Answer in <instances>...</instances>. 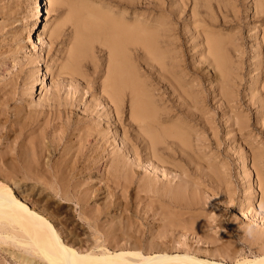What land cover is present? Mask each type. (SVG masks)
Wrapping results in <instances>:
<instances>
[{
  "label": "rangeland",
  "instance_id": "obj_1",
  "mask_svg": "<svg viewBox=\"0 0 264 264\" xmlns=\"http://www.w3.org/2000/svg\"><path fill=\"white\" fill-rule=\"evenodd\" d=\"M131 1L133 2L131 4H130V0H106V1L105 0H81V1L80 0H76V1L75 0H67V1L64 0L61 3H53L49 12L42 14V20H40V26H39L42 32L40 34H38V32L35 33L37 35L35 37V40L37 39L36 42L38 44L39 49L37 53H34L30 49L29 43L25 44V41H23V39L25 40V36L28 33V31L30 29L31 30L33 29L32 26H34L35 12L37 8L36 1L35 0H0V52H1L0 53V99H1L0 100V110H2L0 111V121L1 123H4L6 127L14 128V130L13 129L10 130V132L13 130L12 131L13 133L11 132L12 136L11 134L9 136V139L11 140V142H13L12 140L13 134H15V132L20 133L18 138H13V139L14 141L17 140L16 142L23 139L21 141L25 147L34 142L35 143L37 142V144H41V143L51 144V143H56V142H59L60 144L61 143L64 144V143L70 142L68 139L69 136H72L71 138H74V134L79 132L78 129L82 131L83 130L84 131H88V130L96 131L97 129H102L104 131V134H106L105 139L108 138V140H106V143H105L106 151L103 154H107L108 155V156L106 155L107 158L108 157L110 158V156L113 154L114 155L119 154L122 151L124 144L122 143V140H121V133H120L121 131L117 129L116 126L118 127L123 126L126 129L128 128L127 127L128 126L127 123L129 119L128 118V100H126V105H125L126 112L124 111L125 114L123 115L124 119L125 118L126 119L123 122L121 121L122 124H120L119 121H116V118L114 117V115L112 116L111 111H109L111 109V105L103 98L104 96L101 93L102 92L101 82L104 79L105 74H106L109 50H108V47L105 45V42H103L100 36H95L94 34L89 33L90 36L88 37V40H87V42H89L88 47H86L82 51L75 65H73L71 60L67 57L69 47H71L72 41H73L74 28H75L76 23L78 22V20L75 17L72 7L73 6L79 7L80 9L78 10L80 12L82 8L81 13L83 16L86 13V12L85 13L83 12L85 11L83 8L86 7L85 8L86 10L87 8L88 9L91 8L90 10L94 9L97 12L100 11V13L105 12L110 15H114V16L117 15L116 17H119V18L123 16V18L125 17L124 19H127L128 21H130L132 17L134 18V15L136 14L139 15L138 18H141V20L144 18H147L148 22L150 23H152L151 21L154 17L156 18V20L157 19L159 20V18H161L160 20L163 21V23L165 24L168 21L169 23L172 24V25L171 24L167 25V27L169 28L168 32L174 34L177 38L175 39V43L177 45L176 49H179V50H176V51L177 52L180 51L181 52V53L179 52L180 55H182L183 53L185 54V55L184 54L182 55L181 59L185 57L183 61L188 63L189 66H193L196 69V73H197V76H196V73L190 72L189 74H187L185 68L180 69L179 67L178 69L180 72L179 77L181 76L180 78L182 82L183 83L186 82V84H190V81L191 82L192 81L196 82V80L201 81L203 88L207 90L208 91L207 93L209 94H207V100H208V101L206 100L207 105L204 104L203 106V103L201 104V101L199 100L200 101L199 103L201 104V105L199 104V106L201 107L199 111H202L201 113H203L204 119H207V124H206L207 126L205 125L203 127L201 124L192 123V121H189L187 124L189 125V127L190 126L193 127L194 129V131H192V133L194 132L193 134H195L196 132L199 133V135L196 133V135L198 136L196 135L192 136L194 137L193 138L194 140H193L192 146L190 147L191 160L185 159L186 165H187L186 173H188V176H185L184 179H186V177L187 179L185 180V182H183V180L182 181L179 180L178 176H176V178L175 177L172 178L173 179L172 183L173 184L176 183V185H179L180 188L183 189L184 191L183 193L185 194L189 202V206H183V207L182 206H178V207L171 206L169 208L170 210L169 209L166 210V212L168 211L167 213L165 212L161 214L162 218H159V221H157L156 224L162 221L167 222L170 218L175 223L176 222L180 223L177 225L178 226L177 233L179 234H176V236H178L179 238L180 243L176 242L175 244L171 240L166 242L167 247H169V250L172 252L181 251V250H184L185 248L187 250L189 249L191 251L198 253L202 257L225 259L227 261L234 260L236 257L238 258L243 254L251 255L249 253H251V251H253L254 248L255 249L257 248V245L256 247L254 246L255 244H258L259 247L260 246L264 247V245H261L260 243L262 239H264V236H262L264 235V222H262L264 221V218H262V220L261 218L259 219V217H264V207H262L264 206V200H262L264 199V196H262L264 195V119H262L261 117L258 118L259 109L257 107L259 106L260 102L257 101L258 102L257 103L256 100L254 99V96L252 97V99L250 98L251 97L250 93L253 87L252 80L258 78L257 76L258 66L257 65L259 64L262 58V53H261L262 48H259L257 46V41H260L261 36H262V32H261L262 27H264V2H262L264 0H233V1L232 0H194L195 3H193V0H168V1L167 0H156L158 2L156 6H151V5L147 6L146 4L141 3L142 0H134V1L131 0ZM79 4L81 6H79ZM162 5H164L166 8L162 7ZM255 6H257V9H260L262 13L261 12H259L260 14L256 13ZM102 7H104V10ZM168 9L172 10V13L168 12ZM190 10L192 11L190 12ZM192 12H195L198 15V17L203 18L204 21L192 23V18L190 19V13ZM130 14L132 15V17L130 16ZM167 14H169L168 15L169 17L167 16ZM147 16H149L150 19ZM153 23H154V19H153ZM205 23H207V25ZM255 23L257 24V26ZM57 24H58V27H57ZM85 24L88 27V22L85 21ZM169 25L172 28L171 29L172 32L170 30ZM47 26L49 28H46ZM53 26L57 27L55 29L56 32L55 34L50 36L51 44H48L50 41L49 33H50V30H52ZM201 28H204V30L206 29L209 32H212L214 34L217 33L219 35L220 39L222 40V48L224 50V51L222 50V52L224 53V56L226 57V61H227V64L229 65V68L231 69L230 70L231 75H235V72L236 74L237 73L240 74L239 76H241V78H239L238 76L235 78V80L237 82L239 81L238 83H240L239 84L240 86H238V90H239L238 98L240 97V101L242 102V103L240 102V105L242 106L235 104V102H233L232 104L230 102V105L232 106L228 108L229 105L226 106L225 103H222L223 101L220 98H218L219 96L216 95L214 97V94H210V90L208 88V86L210 87V85L207 84V81L205 78V75H207L206 74L207 70L204 69V66L206 64V62L204 61V59H206L205 57L206 54L203 55L202 53V51L205 48V42L203 41L202 36L197 34V30ZM177 31H178V34L176 35L175 33H177ZM178 43L180 44L179 46H178ZM128 49L127 48L125 49L126 56H127L126 58L127 66H129L130 68V65H131L133 69H135L138 73L142 72L143 70L142 65H145V64H144V61L141 60L142 59L141 52H139V57H140L139 61L141 63H139L131 59L132 58L131 49L130 47H128ZM238 53H240V55ZM249 55H251V57ZM63 60L65 61V63ZM200 60H201V63H199ZM240 60H242L241 62L242 64H239ZM66 64L67 66L65 67ZM253 65L257 67H254ZM201 66H203L202 67L203 71L201 70L202 69ZM38 68L40 69L39 72H38ZM41 73H43L44 75V81L46 84V87L44 89H41V84L37 81V79H35V77H37V75ZM184 73H185V76H184ZM181 74L183 75V77ZM191 75H194V77ZM148 76L150 77L148 73H144L141 75L142 79L145 80V82H149L151 80V78H147ZM192 78H194L195 80ZM32 81H33V85H32L33 87L32 89H30V85ZM187 81L189 82L187 83ZM242 84L244 85L242 86ZM186 88L191 89L190 86H187ZM248 88H250V90ZM246 89H248V91ZM198 92H200V90H198ZM232 107H234V109ZM228 109L229 110L232 109L233 111L231 110L230 112L229 111L227 112ZM3 111H6V112L3 113ZM234 111L240 115L242 120L244 121L246 120V122H248L247 126L244 129H242V131L240 132L233 130L232 129L233 125L230 126L231 120L234 119L235 117L232 114V112ZM101 114H104L105 116L103 117V115ZM177 117H178V114H175L172 116L171 120H174V119L177 120L178 119ZM255 118H257V120ZM260 119L262 120L260 121ZM71 120H73V122ZM115 122H116V125H115ZM13 124H15L16 127H14L15 125ZM91 124L93 127L91 126ZM7 125H10V126H7ZM11 125L13 127H11ZM63 125L67 128L63 127ZM72 125L74 126V129ZM199 126H200V129L197 130ZM111 127L112 129L116 127L117 135L115 138H116L117 144L113 142V134L109 130V128ZM15 128H17L16 129L17 131H15ZM107 128L108 130H106ZM195 128L197 131H195ZM61 129L64 131H62ZM243 131L247 133H243ZM61 133H62V136H61ZM238 137L240 138L238 139ZM24 138L27 139V142L24 140ZM9 139L7 140L8 141L7 143L6 142L2 143V149L3 147L6 148V145H9V142H10ZM35 139L37 140L35 141ZM108 141H112L113 143L108 142ZM4 143H5V146L3 145ZM18 143H21V142L19 141ZM27 143L28 145H26ZM194 143L197 144L198 146L194 145ZM107 145H110V146H107ZM119 147H120V151H119ZM192 150L194 153L192 152ZM126 155L128 156V159L130 158L133 159V155H131L130 152H126ZM244 155H247V160L245 162L241 160ZM51 157L53 158V159L51 158V160L54 161L55 159H57L58 154H54V156L52 155ZM173 158H174L172 161L173 163L178 164V165L182 164L181 163L182 160H179V159L176 160L175 156ZM142 161L143 163L141 164L143 165L139 166L138 169H140V171L141 172L143 171V172L140 173L138 177L129 176L130 175L129 171H127L122 177L121 176L120 177L119 176H110V177L104 176L103 178V176H94V175L93 176H82V177L81 176L80 177L79 176L78 177L77 176H61V177L63 178V180H65V182H66V178H67V181L70 180V182L78 181L77 185L79 184L80 186L78 185L79 186L78 188L76 185L77 187L76 189L78 191H81L80 193L87 192L88 194L87 196L89 197L88 199H90V200H87V204H85L86 206L84 205V207H86L85 210L86 211L89 210L88 212L89 213L91 212L90 214H92L93 217L97 219V222L107 227V225L109 224H114L118 222L125 223L127 221H130V217L132 216H134L132 218L138 220L137 218H140V216H147L148 213L150 214L151 211L148 212L147 214L145 213V210L143 212V209H145L146 207L145 208H143L142 206L140 207L139 206L140 203L137 202L138 203L137 204L136 201H134L135 199L133 198H132L133 206L130 207V197H133L136 194L135 191L139 192L140 190L141 193L140 192L139 193L140 194L143 193V191L141 190L142 189L141 187H142V183L145 180L148 179V181H151V183L153 182L155 183V180L157 179L162 178L164 180L165 176H155V177L154 176L153 177L143 176V175H146L147 173L153 174L154 171H152L150 166L148 167L147 170H144L145 169L144 167L145 166L147 167L148 165H147V162L144 161V159H142ZM102 166L104 167V164ZM102 166L101 168L103 169ZM189 166L192 169H190ZM260 172H261V175H260ZM55 177H58V176H54V177L53 176H47V177L38 176L37 181L35 179H32L33 180L32 181L30 178L20 179L19 176H16V180H17L16 185H19L20 182L22 183V181L26 182L24 184L22 183L23 184L22 188H18L19 189L18 193L22 195L24 194L26 196H30V198H32L33 201L37 200L36 203L40 205L41 207H45L46 210H48L51 213V215L54 217L57 224L60 225L59 227H61L62 229L70 233V237H72V239L79 241V243L86 241V244L94 245V238L92 236V233H93L92 228L87 223H85V221L82 218L78 216L79 209L74 203L72 202L64 203L62 198H60L58 195L54 196L53 194H48L49 196L44 195V196L39 197L40 191L45 192L46 190L44 188L46 187V185L49 187ZM105 177H108V178H105ZM168 177H172V176H168ZM116 179L117 180L120 179V180L116 181ZM108 180L110 181V183ZM131 180H134V181H131ZM193 181H194V184H193ZM131 182L133 183L134 186L132 185ZM135 182H136V185H135ZM137 182L141 184V185L139 184V187H137ZM44 183L46 185L43 186ZM80 183L82 184V186ZM118 183L120 185L122 184L121 186H123V188ZM37 184L39 185L37 186ZM84 184L86 186L88 185L87 188H85L86 186ZM91 184H92V187H90ZM251 185H253L254 187V196L249 197V194L247 193ZM27 187H29L30 189L29 188L27 189ZM32 187H34V190L31 189ZM35 187L38 188L36 192H35ZM82 187L84 188L82 189ZM88 187L91 190V194H90V191L88 190ZM109 190H111L112 194H108ZM244 190L246 192H244ZM49 191L50 193H53V191H51L50 189ZM31 192L33 193V195ZM127 197L128 199H126ZM59 198L62 200H60ZM47 199L51 200L52 202L47 201ZM109 200L114 202V205L110 206V208L108 207L104 209L103 205L106 203V201L110 202ZM91 202L93 205L91 204ZM127 203L129 204L127 205ZM90 205H92L93 207ZM137 207H139V209ZM238 208L242 210L244 209L243 211L247 213L248 216H239V214H237ZM130 211L132 214H129ZM156 211H158V209H156ZM185 211L186 212L188 211V212L186 213ZM104 212L106 213V215ZM141 212H143L144 214H142ZM176 213L178 216L176 215ZM254 213H256L255 214L256 218L254 216ZM196 215H198L199 217L197 216L198 217L197 218ZM120 216L121 218H123L122 220ZM165 217H167V219H165ZM168 217L170 218L168 219ZM177 218L179 221L180 220L181 221L179 222ZM181 222L185 226L181 224ZM247 225H255V235L256 236L254 235V238L249 239L247 236L244 235L243 229ZM125 229H126V226H125ZM115 231L119 233L120 231L122 232L121 228L120 229L116 228ZM183 232H185L186 235ZM201 234L203 235V238ZM148 237H147L148 239L146 238L147 240L154 238L153 235H148ZM259 239L261 240L259 241ZM2 241L3 240L1 239L0 241V249H1L0 250V264H5V263L6 264H18L20 262L19 257L16 255L14 256V254H9L4 249L10 244L5 241H3V244H2ZM19 264H25V263L21 261Z\"/></svg>",
  "mask_w": 264,
  "mask_h": 264
},
{
  "label": "bare ground",
  "instance_id": "obj_2",
  "mask_svg": "<svg viewBox=\"0 0 264 264\" xmlns=\"http://www.w3.org/2000/svg\"><path fill=\"white\" fill-rule=\"evenodd\" d=\"M35 1L37 3V8H36V12H35L34 26H32L33 27L32 30L30 29L28 31V33L25 36V40L23 39V41H25V44L29 43L30 49L34 53H37L39 48H38V44L36 42L37 39L35 40V37L37 36L35 33L38 32V34H40L42 32V30H40V27H39L40 26V20H42V14L48 13L49 10L51 9L53 3H61L64 0H35ZM262 2H264V1H262ZM131 3H133V2L130 0V4ZM141 3L146 4L147 6L148 5L156 6L158 4V2L156 0H142ZM193 3H195L194 0H193ZM71 4H73V3H71ZM114 4H115V2H114ZM79 6H81V5L79 4ZM121 6H122V4H121ZM128 7H130V6H128ZM162 7H165V6L162 5ZM85 8H83L85 10L83 12L84 13L86 12L85 13L86 15L84 14V16H83L81 13L82 8H81V12H80L78 10V9H80L79 7H77V6L72 7L74 14H75V17L78 20V22L76 23L75 28H74L73 41H72L71 47H69L67 57L71 60L73 65H75L77 63L78 58L81 55L82 51L86 47H88L89 42H87V40H88V37L90 36L89 33L94 34L95 36H100L101 39L103 40V42H105V45L108 47V50H109L108 53L109 54H108V63H107V67H106V74H105L104 79L101 82V91H102L101 93L104 96L103 98L108 103H110V105H111V109L110 110L108 109V110L111 111L112 116L114 115V117L116 118V121H119L120 124H122L121 121L123 122L126 119V118L124 119L123 115L125 114L124 111L126 112L125 105H126V100H128V118H129L128 123H127L128 128L126 129L123 126L122 127L116 126L117 129H119L121 131L120 132L121 133V140H122V143L124 145H123L122 151L119 154H117V155L113 154L110 156V158L109 157L107 158L106 157L107 154H103L106 151V145H105L106 140H108V138L105 139L106 134H104V131L102 129H97L96 131L95 130H93V131L92 130L91 131H89V130L84 131L83 130L82 131V130L77 128L79 126L78 125L76 128L78 129L79 132L74 134L75 139L71 138L72 136H69L68 139L70 142H68V143H64V144L61 143L62 145L59 142L51 143V144H43V143L37 144V142L31 143L29 141L31 144L28 145V143H27L26 145H28V146L25 147L21 141L23 139H21V140L18 139L22 144L18 143L19 141L16 142L17 140L14 141V139H13V138H18V136L20 134V133L15 132V131H17L16 129L18 127L15 128V131H14L15 134H13V138H12L13 142H11V140L9 139V136H10L11 132L14 130V128L6 127L4 125V123H1V121H0V241L2 239L3 241L8 242L10 244L4 248L5 251L8 252L9 254H14V256L15 255L18 256L20 262L22 261L25 264H264V247H261V246L259 247L258 244L254 245L255 247L257 245V248L256 249L254 248V250L251 251V253H249L251 255H247V254L245 255V254L241 253L243 255H241L238 258L236 257L234 260H230V261L229 260L227 261L225 259H215L212 257L211 258L202 257L198 253L191 251L189 249L187 250L185 248H184V250L175 251V252H172L169 250V247H167L166 242H168L170 240L172 242H174L175 244H176V242L177 243L179 242V238H178V236H176V234H179V233H177L178 232V226L177 225L180 223H177V222L175 223L170 217H168V219L169 218L170 219L167 222L162 221V222L157 223V224H156V222L159 221V218H162L161 214L165 213L166 210H168L171 206H173V207L174 206H177V207L178 206H182V207L183 206H189V202H188L185 194L183 193L184 192L183 189L180 188L179 185H176V183L173 184L172 178H174V177L176 178V176H178L179 180H181V181L183 180V182H185V180L187 179V177H186V179H184L185 176H188V173H186L187 172V165H186L185 159L191 160L190 147L192 146L193 140H194L193 139L194 137H192V136L196 135V133H197L196 132L195 134H193L194 133V132L192 133V131H194L193 127H191V126L189 127V125H187V124L189 121H192V123L201 124L203 127L207 124V119H204V115H203V113H201L202 111H199V109H201V107L199 106V104H200L199 102L201 101V104L203 103V106H204V104H206L207 94H209V93H207L208 91L203 88L201 81L196 80V82L195 81L191 82L190 81L191 78H190L189 79L190 84H186V82L185 83L182 82V80L180 78L181 76L179 77V73H180L178 70L179 67H180V69L185 68L187 74H189L190 72L196 73V69L193 66H189L188 63L183 61V59H185L184 56H183L184 58L181 59V57L184 53L182 55H180L181 52L176 51V50H179V49H176L177 45L175 43V39H177V38L174 34L168 32L169 28L167 27V25L171 24V23H169L167 21V23L165 24V23H163V21L160 20L161 18H159V20H160L159 21L158 19L156 20L155 17L153 18L154 23H153V19L151 21L152 23H150V22H148L147 18H144L142 20H141V18H138V16H139L138 14L134 15V18H133L131 15L132 13L130 14L132 19L130 21H128L127 19H124L125 17L123 18V16L119 18V17H116L117 15L114 16V15L107 14L105 12L100 13V11L97 12L94 9L90 10L91 8L90 9L87 8V10H86ZM102 8L104 10V7H102ZM191 8H193V7H191ZM209 8H211V7H209ZM255 8H256V10H255L256 13L261 12L260 9H257V6H255ZM95 9H97V8H95ZM206 10H207V8H206ZM191 11L192 10H190V12ZM149 12H151V11H149ZM168 12L172 13V10L168 9ZM112 13H113V11H112ZM168 15L169 14H167V16ZM135 16H137V17H135ZM252 16H253V14H252ZM140 17H141V15H140ZM147 17H149V16H147ZM86 18H87V20H86ZM191 18H192V23L204 21L203 18L198 17V15L195 12L190 13V19ZM226 18H227V16H226ZM149 19H150V17H149ZM170 19H172V18H170ZM229 19H231V18H229ZM85 21L88 22V27L86 26ZM171 22H172V20H171ZM205 24L207 25V23H205ZM191 25H193V24H191ZM261 25H262V23H261ZM256 26H257V24H256ZM57 27H58V24H57ZM57 27L56 26L52 27V30H50V33H49V37L51 35L55 34V32H56L55 29ZM169 27H170V25H169ZM193 27H195V26H193ZM46 28H49V27L47 26ZM191 28H192V26H191ZM86 29H88V30H86ZM171 29L172 28L170 27V30ZM250 29H251V27H250ZM171 32H172V30H171ZM261 32H262V36H261L260 41H257V46L259 48H262V51H261L262 58H261V61L259 62V64L257 65L258 67L254 66L255 64L253 65L254 67H257V69H258V72L256 71L258 78H256V79L252 78L253 79L252 80L253 81V87H252V90L250 93V96H251L250 98L252 99V97L254 96V99L256 100V102L257 101L260 102L259 106L257 107L259 109L258 118L261 117L262 119H264V27H262ZM192 33H194V32H192ZM175 34L177 35L178 31ZM197 34L202 36V39L205 42V48L202 51V53H203V55L206 54V56H205L206 59H204V61L206 62L204 69L207 70V73H206L207 75H205V78H206L207 84L210 85V87L208 86V88L210 90V94H214V97L216 95L219 96L218 98H220L223 101L222 103H225L226 106L229 105L228 108L232 106V105H230V102H231V104L233 102H235V104L240 105V102H241L240 97L238 98V95H239L238 86H240L239 85L240 83H238L239 81L237 82L235 80V78L238 77L240 74H238V73L236 74V72H235V75H231V73H230L231 69L229 68V65L227 64V61H226V57L224 56V53L222 52V50H223L222 40L220 39L219 35L217 33L214 34L212 32H209L206 29L204 30V28L197 30ZM194 36H195V34H194ZM42 39H40V40H42ZM90 39H91V37H90ZM49 40L50 41L48 44H51V37ZM45 43H46V41H45ZM67 44H68V42H67ZM179 45L180 44L178 43V46ZM128 47H130V49H131V54H132L131 59L133 61H137V62L141 63L139 61L140 60L139 52H141V55H142L141 60H143L144 64H145V65H142V67H143L142 72L138 73L135 69H133V67L131 65H130V68H129V66H127V63H126L127 56H126L125 49L126 48L128 49ZM243 49H245V48H243ZM200 52H201V50H200ZM238 54L240 55V53H238ZM249 56L251 57V55H249ZM237 57H239V56H237ZM36 58H38V57H36ZM241 62H242V60H240L239 64H242ZM64 63H65V61H64ZM199 63H201V60ZM67 64H68V62H67ZM67 64L65 65V67L67 66ZM202 67L203 66H201V68ZM59 68H61V67H59ZM64 69H63V71H64ZM39 70L40 69L38 68V72H39ZM201 70L203 71V68ZM144 73H148L150 75V77L149 76L147 77V78H151V80L149 79L150 80L149 82H145V80L142 79L141 75ZM53 75H54V73H53ZM194 75H191V76L194 77ZM242 75H243V73H242ZM184 76H185V73H184ZM196 76H197V73H196ZM182 77H183V75H182ZM239 78H241V76H239ZM35 79H37V81L41 84V89H44L46 87L43 73L38 74L37 77H35ZM192 79H194V78H192ZM198 80H200V79H198ZM189 81H187V83ZM193 82H195V83H193ZM32 85H33V81L31 82L30 89H32V87H33ZM243 85L244 84H242V86ZM187 86H190L191 89L190 88L187 89L186 88ZM96 87H98V86H96ZM248 89L250 90V88H248ZM248 89H246V90L248 91ZM198 90H200V92H198ZM155 91H157V92H155ZM27 95H28V93H27ZM248 97H249V95H248ZM99 103H97V104H99ZM240 106H242V105H240ZM240 106H239V108H240ZM234 107H232V108L234 109ZM231 110L228 109L227 112L228 111L230 112ZM0 111H2V110H0ZM109 111H107V112H109ZM237 111H238V109H237ZM245 111H243V112H245ZM5 112L6 111H3V113H5ZM172 112H173V114H172ZM175 114H178V117H177L178 119L177 120L176 119L171 120L172 116ZM232 114L235 117H234V119L231 120L230 126L233 125V127H232L233 130H236L239 132L242 131V129H244L247 126L248 122H246V120L245 121L242 120L240 115L238 113H236L235 111L232 112ZM101 115H103V117L105 116L104 114H101ZM255 119L257 120V118H255ZM262 119H260V121ZM71 121L73 122V120H71ZM108 122H110V121H108ZM15 124H17V123H15ZM15 124H13V125H15ZM209 124H210V122H209ZM115 125H116V122H115ZM7 126H10V125H7ZM91 126H92V124H91ZM11 127H13V126L11 125ZM14 127H16V125ZM63 127H65V126L63 125ZM105 127H107V126H105ZM108 127H109V125H108ZM116 127L113 128L114 130L112 129V127L109 128V130L113 134V142H115V144H117L116 138H115L117 135L116 134ZM59 128H61V127H59ZM65 128H67V127H65ZM196 128H195V131L200 129V126H199V128H197V130H196ZM248 128H250V127H248ZM11 129H13V130L10 132ZM73 129H74V126H73ZM254 129H255V127H254ZM106 130H108V128ZM62 131H64V130H62ZM75 131H76V129H75ZM244 131H243V133H247ZM64 134H65V132H64ZM66 134H68V133H66ZM197 134L199 135V133H197ZM198 135H196V136H198ZM240 135H242V134H240ZM11 136H12V134H11ZM61 136H62V133H61ZM239 138L240 137H238V139ZM8 139L10 140L9 145H6V148L3 147V149H2V143L3 142L7 143ZM24 140L27 142V139L24 138ZM36 140L37 139H35V141ZM61 142H63V141H61ZM108 142L113 143L112 141H108ZM3 145L5 146V143ZM194 145H197V144L194 143ZM107 146H110V145H107ZM120 147H119V151H120ZM116 149H118V148H116ZM126 152H130V154L133 155V159H131V158L128 159ZM192 152H193V150H192ZM54 154H58V157H57V159L52 161L51 156L52 155L54 156ZM238 155H240V154H238ZM174 156H175L176 160L177 159L182 160L183 161V162L181 161L182 164L178 165V164L173 163L172 161L174 159L173 158ZM253 156H255V155H253ZM142 159H144V161L147 162V165H148L147 167L143 166L145 168L144 170H147L148 167L150 166L152 171H154L153 174L147 173L146 175H143V176H152V177L153 176L154 177L155 176H165V179L164 180L162 178L157 179V180H155V183L154 182L151 183V181H148V179H147L142 183V187L141 186L140 187L142 188L141 190L143 191V193L140 194L141 193L140 190H139L140 193L138 191H135L136 194L133 197H130V207L133 206L132 205V202H133L132 198H133V199H135L134 201H136V203L137 202L140 203V205H139L140 207L141 206L143 208L146 207L145 209L142 208L143 212H144V210H145L146 214L150 211L151 212H150V214L148 213L147 216H140V218H137L138 220L132 218L134 216L130 217L131 216L130 215L129 216L130 221H127L125 223H121V222L119 223L118 222V223H114V224H109V225H107V227H105L101 223L97 222V219L94 218L92 214H90L91 212L89 213L88 212L89 210L88 211L85 210L86 207H84V205L87 204V200H90V199H88L89 197L87 196L88 195L87 192L80 193L81 191H78L76 189L77 187L79 188V186H80L79 184H78L79 186L77 185L78 181L77 182L72 181V179H71L72 182H70V180L67 181V178H66V182H65V180H63V178L61 177V176H77V177L81 176L82 177V176H93V175L94 176H103V178H104V176H109V177L110 176H119V177L121 176L122 177V176H124V174L127 171H129V173H130L129 176H137L138 177L140 175V173L143 172V171L141 172L140 169H138L139 166L143 165V164H141V163H143ZM252 159H253V157H252ZM241 160L243 162H245L247 160V155H244ZM103 164H104V167L102 166ZM211 164H212V162H211ZM101 166L103 167V169L101 168ZM183 166H185V167H183ZM190 169H192V168L190 167ZM260 175H261V172H260ZM16 176H19L20 179H29L30 178L31 180L35 179L36 181L38 179V176H46V177L47 176H53V177L58 176V177H55L53 181L51 180L52 182L50 181L51 184L49 187L45 183L43 184V186L46 185L45 188L42 186L46 191L45 192L43 191L44 193L42 191H40L39 197L44 196V195H48V194H53L54 196L58 195L60 198H62L64 203H67V202L68 203L69 202L74 203L79 209L78 210V216L80 218H82L85 221V223H87L92 228V232H93L92 236L94 238V245H88V244H86V241L85 242L83 241L84 243L83 242L79 243V241L72 239V237H70L69 232H67L64 229H62L61 227H59L60 225L57 224V222L55 221V219L51 215V213L48 210H46L45 207H41L40 205H38L36 203V201H37L36 199H35L36 201H33L32 198H30V196H26L24 194L23 195L19 194L18 188H22V185L26 182L22 181L23 184L20 182L19 185H16L17 184L16 183V181H17ZM168 176H172V177H168ZM71 178H73V177H71ZM105 178H108V177H105ZM190 178H192V177H190ZM81 179H83V178H81ZM113 179H115V178H113ZM119 180L116 179V181H119ZM134 180H131V181H134ZM188 180H189V178H188ZM123 181H125V180H123ZM80 182H82V181H80ZM109 183H110V181H109ZM111 184H110V186H111ZM139 184L140 183L137 182V187H139ZM193 184H194V181H193ZM38 185L39 184H37V186ZM76 185H77V187H76ZM132 185H133V183H132ZM135 185H136V182H135ZM81 186H82V184H81ZM87 186L85 188H87ZM84 187H82V189ZM90 187H92V184ZM108 187H109V185H108ZM121 187L123 188V186H121ZM185 187H187V186H185ZM28 188L29 187H27V189ZM43 188H41V189H43ZM31 189L34 190V187H32ZM49 189L51 191H53V193H50ZM80 189H81V187H80ZM133 189H135V188H133ZM37 190H38V188L35 187V192ZM88 190L90 191V194H91V190L89 189V187H88ZM111 190H109L108 194H112ZM107 191H108V189H107ZM244 192H246V191L244 190ZM247 194H249V197L254 196L253 185L250 186ZM32 195H33V193H32ZM243 195H245V194H243ZM262 196H264V195H262ZM62 199H60V200H62ZM126 199H128V197ZM262 200H264V199H262ZM47 201H51V200L47 199ZM107 201H106V203L104 202L105 203L104 205L102 203L104 209L108 208V207L110 208V206L114 205V202H112V201L107 202ZM63 202H61V203H63ZM91 204H92V202H91ZM128 204L129 203H127V205ZM92 205H90V206H92ZM46 207H47V205H46ZM262 207H264V206H262ZM95 208H97V207H95ZM124 208H126V207H124ZM137 208L139 209V207H137ZM156 209H158V211H156ZM125 210H127V209H125ZM243 210L238 208L237 214H239V216H248L247 213H245ZM143 212H141V213L144 214ZM108 214H110V213H108ZM122 214H121V216H122ZM129 214H132L131 211ZM255 214L256 213H254V216H255ZM101 215H100V217H101ZM105 215H106V213H105ZM176 215H177V213H176ZM108 216H110V215H108ZM121 216H120V218H121ZM197 216L198 215H196V217ZM255 218H256V216H255ZM260 218L262 220V218H264V217H259V219ZM122 219L123 218H121V220ZM165 219H167V217H165ZM174 220H176V219H174ZM177 220H178V218H177ZM194 220H196V219H194ZM256 220H254V221H256ZM123 222H124V220H123ZM249 222H251V221H249ZM262 222H264V221H262ZM181 224H183V223L181 222ZM84 225H86V224H84ZM117 225H119V226H117ZM125 226H126V229H125ZM116 228H119V229L121 228L122 232L121 231H120V233L116 232L115 231ZM202 229H203V227H202ZM186 230H188V229H186ZM180 231H181V229H180ZM210 232H212V231H210ZM183 233L185 234V232H183ZM197 233H198V231H197ZM204 233H206V232H204ZM71 234H73V233H71ZM258 234H260V233H258ZM148 235H153L154 238L147 240L149 238ZM262 236H264V235H262ZM202 238H203V235H202ZM261 239H259V241ZM3 241H2V244H3ZM251 242H252V240H251ZM260 243H261V245H264V239H262V241Z\"/></svg>",
  "mask_w": 264,
  "mask_h": 264
},
{
  "label": "clouds",
  "instance_id": "obj_3",
  "mask_svg": "<svg viewBox=\"0 0 264 264\" xmlns=\"http://www.w3.org/2000/svg\"><path fill=\"white\" fill-rule=\"evenodd\" d=\"M244 235L247 236L249 239L253 238L255 235V225H247L243 229Z\"/></svg>",
  "mask_w": 264,
  "mask_h": 264
}]
</instances>
